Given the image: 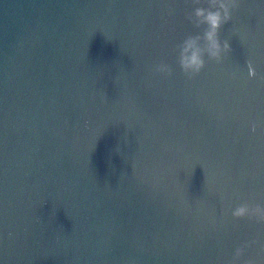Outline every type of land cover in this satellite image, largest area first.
<instances>
[{
	"label": "water",
	"instance_id": "obj_1",
	"mask_svg": "<svg viewBox=\"0 0 264 264\" xmlns=\"http://www.w3.org/2000/svg\"><path fill=\"white\" fill-rule=\"evenodd\" d=\"M193 7L0 0V264H228L253 240L239 264H264V224L230 214L264 205V0L188 79Z\"/></svg>",
	"mask_w": 264,
	"mask_h": 264
},
{
	"label": "clouds",
	"instance_id": "obj_2",
	"mask_svg": "<svg viewBox=\"0 0 264 264\" xmlns=\"http://www.w3.org/2000/svg\"><path fill=\"white\" fill-rule=\"evenodd\" d=\"M191 3L194 7L191 12L186 13L185 18L200 31L187 35L174 49L176 64L188 79H193L201 73L206 66L205 58L220 64L231 53L229 39L221 40L220 30L233 20L232 13L239 7V0H191ZM202 3L206 6H198ZM247 68L249 78L257 76L251 61L247 62ZM152 72L168 78L172 76L173 69L169 64L161 61L154 65ZM255 129L256 125L253 124L252 131ZM230 214L233 219H247L257 224H264V205L259 203L250 204L244 201L233 208ZM255 243L256 241L253 240L237 247L228 264H239L245 249ZM261 251H264V246ZM243 264H253V262L245 260Z\"/></svg>",
	"mask_w": 264,
	"mask_h": 264
}]
</instances>
